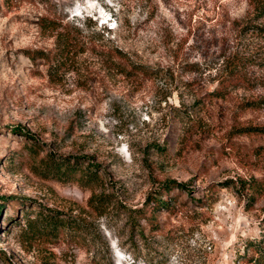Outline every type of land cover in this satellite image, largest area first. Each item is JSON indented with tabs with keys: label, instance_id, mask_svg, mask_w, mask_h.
<instances>
[{
	"label": "rangeland",
	"instance_id": "rangeland-1",
	"mask_svg": "<svg viewBox=\"0 0 264 264\" xmlns=\"http://www.w3.org/2000/svg\"><path fill=\"white\" fill-rule=\"evenodd\" d=\"M260 1L0 0V264H246L264 229V192L242 185L264 182V133L239 132L264 126V105H244L264 100ZM65 24L156 76L125 79L91 49L51 76L27 51L53 49ZM231 62L255 85L217 97ZM49 155L98 166L102 214ZM173 180L188 187L153 223L138 209Z\"/></svg>",
	"mask_w": 264,
	"mask_h": 264
},
{
	"label": "trees",
	"instance_id": "trees-1",
	"mask_svg": "<svg viewBox=\"0 0 264 264\" xmlns=\"http://www.w3.org/2000/svg\"><path fill=\"white\" fill-rule=\"evenodd\" d=\"M256 9L260 14H264V1H260L256 5ZM84 33V30L78 26H70L65 24L63 29L57 36L56 45L53 49L48 51H27L29 57L34 61L45 60L48 63V71L51 76H55L59 73V70L63 69L72 52L75 54L80 52L91 51L93 55L100 58L104 63L116 67L128 80H149L156 76V70L147 66L144 63L136 62L129 56L128 53L118 47L111 45L98 44V38L89 37ZM87 44L92 45L89 47ZM264 82V80H260ZM255 85L254 81H250L239 70L238 63L231 62L227 65L225 73L221 75L218 87L213 91V95L217 97H223L230 93V90L235 89L241 85L247 84ZM247 108H260L264 105V100H255L244 103ZM241 133H264V126H244L239 129ZM34 147V146H33ZM36 150V146L34 149ZM35 153V152H34ZM46 161L43 162L45 168L50 174H60V176L71 177L75 176V182L78 183L84 189H89L92 192L88 200V205L93 208L97 213L102 214L107 206L111 202L110 195L98 194L96 191L99 188L106 186L104 178L100 175L98 166L89 163L88 166H84V163L78 159L72 162L65 157L54 158V156H48ZM243 188L250 196V200L254 202L264 192V182L261 179H250L242 182ZM188 185L177 180L169 181L164 184L162 189L150 193L149 197L145 201L142 209L138 211L150 212L149 220L153 223L158 222V215L161 209L172 210L170 199L173 198L174 202L176 197L172 195L175 188L186 189ZM164 196L166 198H164ZM170 197V199H168ZM38 218L29 220V229L33 234L40 233L41 227L38 223ZM50 222V221H46ZM56 223V222H52ZM42 226H44L42 224ZM83 224L75 218V232L80 231ZM54 229H58L56 223ZM246 253L242 255V259L246 264H264V229L261 231L259 237L248 239L245 243ZM4 253V254H3ZM5 252L0 250V256L3 257Z\"/></svg>",
	"mask_w": 264,
	"mask_h": 264
}]
</instances>
